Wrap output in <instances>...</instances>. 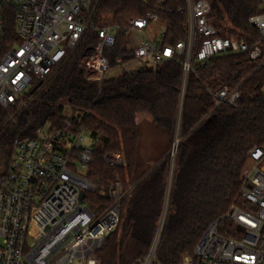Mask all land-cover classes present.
I'll return each instance as SVG.
<instances>
[{
    "label": "trees",
    "instance_id": "16d2710c",
    "mask_svg": "<svg viewBox=\"0 0 264 264\" xmlns=\"http://www.w3.org/2000/svg\"><path fill=\"white\" fill-rule=\"evenodd\" d=\"M186 1L93 0L86 20L98 28H121L106 55L113 65L117 58L127 63L136 47L126 30L133 19L157 15L158 22L167 27L161 39L164 46L186 40L187 17L179 12ZM207 1L210 20L220 35L251 47L261 41L259 31L249 23L261 13L255 0ZM16 41L10 21L4 46ZM98 42L97 33H87L37 91L27 93L24 106L0 108V178L15 140L32 137L47 123L58 128L71 120L76 129L83 127L88 133L95 152L86 176L97 191L85 198L94 216L111 205L107 190L113 183L119 182L123 193L133 188L119 205L117 229L97 252L99 263L144 264L164 221L152 264H181L193 254L209 226L239 201L250 154L264 148V42L259 43L262 58L256 61L249 53H241L197 64L184 94L178 60L107 78L101 86L87 81L82 56ZM239 85L237 105L213 112L209 91ZM147 115L156 132L170 140L177 135L179 146L174 159H164L137 184L156 162L151 159L138 176L139 119ZM110 154H120L124 165L108 166L105 157Z\"/></svg>",
    "mask_w": 264,
    "mask_h": 264
},
{
    "label": "built area",
    "instance_id": "2783aa9c",
    "mask_svg": "<svg viewBox=\"0 0 264 264\" xmlns=\"http://www.w3.org/2000/svg\"><path fill=\"white\" fill-rule=\"evenodd\" d=\"M92 1L0 0L1 109L24 106L27 93L48 78L89 32L97 33L99 42L85 50L82 64L86 80L100 86L112 69L127 63L140 62L142 68L178 60L184 94L197 64L241 53H249L254 61L262 58L264 0H255L261 13L249 19L261 36L252 47L219 34L210 20L207 0H187L179 11L187 17L185 41L164 46L145 37L136 45L131 61L117 58L114 65L106 50L115 45L121 28H98L87 22ZM10 21L17 41L4 46ZM155 22L158 16L151 14L131 20L126 30L146 36ZM209 93L213 112L222 106L235 107L241 85ZM83 132V127L76 129L66 120L61 127L47 123L32 137L15 140L0 178V264H100L97 252L117 229L119 205L132 189L123 193L121 184L113 183L107 190L111 205L99 216L84 204L85 199L80 200L82 192L97 191L86 176L95 152ZM105 162L110 167L124 165L120 154L108 155ZM163 223L144 264H152L156 257ZM181 264H264V148L250 154L239 201L209 226L193 254Z\"/></svg>",
    "mask_w": 264,
    "mask_h": 264
},
{
    "label": "rangeland",
    "instance_id": "374dc122",
    "mask_svg": "<svg viewBox=\"0 0 264 264\" xmlns=\"http://www.w3.org/2000/svg\"><path fill=\"white\" fill-rule=\"evenodd\" d=\"M166 28H167L166 24L162 22H155L154 24H151L148 27L146 36H141L140 34L136 32H131V37L133 38V42L135 43V46L138 45L141 41H143L145 37L149 38L152 41L159 42L161 41V36L165 32ZM262 64H264V62ZM139 66H141L140 62L127 63L120 68L112 69L108 73V78H117L121 74L128 72V71L135 70ZM151 121L152 119L149 115L145 116V118L141 117L139 119V123H141L139 165H138V171H137L139 177L142 175L140 171L142 172L146 171L145 169H147V166L149 165L148 163L150 161L152 160H153L152 162L156 161L151 167L152 169L156 164H158L162 160L166 158L174 159L175 157V153L173 155L172 150H173L174 145L177 144V140H178L177 135H174L171 140L168 139L165 135L155 131V129L151 125ZM83 133H84L86 142L91 145V139L88 133L86 131H84ZM145 175L141 176L139 181Z\"/></svg>",
    "mask_w": 264,
    "mask_h": 264
},
{
    "label": "water",
    "instance_id": "95a60500",
    "mask_svg": "<svg viewBox=\"0 0 264 264\" xmlns=\"http://www.w3.org/2000/svg\"><path fill=\"white\" fill-rule=\"evenodd\" d=\"M42 83L43 82H39L31 91H30V93L31 94H34V92H36L37 91V89L42 85ZM178 146H179V142H177V144H176V146L174 145V147H173V150L172 151H175V150H177V148H178ZM163 161V160H162ZM161 161V162H162ZM161 162H159L158 164H156L137 184H139L155 167H157ZM136 184V185H137ZM135 185V186H136ZM134 186V187H135ZM133 189V188H132ZM85 197H86V194H85V192H82L81 193V195H80V200L81 201H84V199H85ZM162 230H163V227H162Z\"/></svg>",
    "mask_w": 264,
    "mask_h": 264
},
{
    "label": "crops",
    "instance_id": "0c3cea01",
    "mask_svg": "<svg viewBox=\"0 0 264 264\" xmlns=\"http://www.w3.org/2000/svg\"><path fill=\"white\" fill-rule=\"evenodd\" d=\"M139 69H141V66H139V67H138V68H136L135 70L128 71V72H135V71H137V70H139ZM143 118H145V117H143Z\"/></svg>",
    "mask_w": 264,
    "mask_h": 264
},
{
    "label": "bare ground",
    "instance_id": "6f19581e",
    "mask_svg": "<svg viewBox=\"0 0 264 264\" xmlns=\"http://www.w3.org/2000/svg\"><path fill=\"white\" fill-rule=\"evenodd\" d=\"M176 146V145H175Z\"/></svg>",
    "mask_w": 264,
    "mask_h": 264
}]
</instances>
